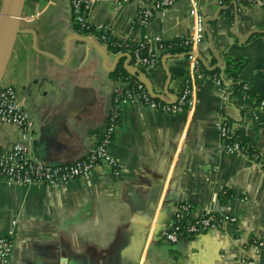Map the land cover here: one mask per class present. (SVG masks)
Instances as JSON below:
<instances>
[{
	"label": "crops",
	"instance_id": "obj_1",
	"mask_svg": "<svg viewBox=\"0 0 264 264\" xmlns=\"http://www.w3.org/2000/svg\"><path fill=\"white\" fill-rule=\"evenodd\" d=\"M137 3L97 0L88 23L126 41L149 34L172 40L190 32V0L153 8L145 25L135 21ZM199 3L206 32L197 52L204 68L218 71L195 79L188 109L164 114L137 101L123 107L111 145L119 174L102 164L60 187L0 175V235L15 240L9 264H237L243 257L264 264L263 164L227 153L218 129L229 117L230 128L242 127L264 155V7L232 0ZM122 53L76 29L69 0H25L1 85L14 87L28 112L38 157L75 161L98 143L107 120L105 95L116 80L109 90L95 76L99 66L108 73ZM227 57L246 64L226 72ZM130 64L124 62L135 79ZM191 65L183 53L160 52L157 66L143 71L141 80L172 98ZM235 81L248 84L254 95L243 97ZM73 101V110L50 129L53 117ZM18 138L19 131L0 119V153ZM182 203L190 205L192 216L209 210L235 216L236 224L170 243L161 231ZM252 239L263 242L257 253Z\"/></svg>",
	"mask_w": 264,
	"mask_h": 264
},
{
	"label": "built area",
	"instance_id": "obj_2",
	"mask_svg": "<svg viewBox=\"0 0 264 264\" xmlns=\"http://www.w3.org/2000/svg\"><path fill=\"white\" fill-rule=\"evenodd\" d=\"M96 1L69 0L72 22L74 25H78L81 30L92 26L94 30L99 31V36L91 31L82 32L89 37L96 36L100 45L108 49L106 35L109 34L108 29L102 25H90L87 20ZM175 1L177 0H139L135 21L140 25H145L153 16V8H166ZM225 1L227 0H217L219 4H223ZM232 1L264 7V0ZM146 3H150L153 7L147 6ZM188 16L192 20L191 29L187 35L180 37L179 45L188 49L186 55L192 59V65L188 75L182 80L179 92L172 98L161 97L141 80L142 72L157 66L160 52H166L165 40L158 35L149 34L132 41L134 46L125 49V51L130 53L132 58L130 66L136 69L138 77L134 81L121 79L115 81L110 112L100 133L98 143L72 164L51 166L35 154L33 123L28 112L19 100L14 87L0 85V119L12 124L19 131V138L12 147L7 152L0 153V175L15 183H42L49 187H60L73 179L88 176L102 164L110 165L112 172L116 175L119 174L120 166L112 156L111 145L120 122L122 109L127 103L137 101L145 107L164 114L177 113L192 105L193 83L195 79L204 76L202 62L197 52L206 32L205 16L199 0H190ZM122 41L127 42L126 40ZM213 79L217 85H221L219 76H214ZM248 89V84L242 83L238 90L243 97H246ZM261 103H264V97ZM218 129L222 148L230 154L244 155L243 147L237 142L225 141L230 128L226 126L224 120L218 123ZM236 221L237 218L233 215H219L209 210L203 211L198 216H192L190 205L182 203L176 207L173 217L163 227L161 236L170 243H176L213 226L232 227ZM252 244L254 252L257 253L263 242L259 239H252ZM14 245L15 240L10 234L0 235V264H9ZM237 264L261 263L253 257H243L238 260Z\"/></svg>",
	"mask_w": 264,
	"mask_h": 264
},
{
	"label": "trees",
	"instance_id": "obj_3",
	"mask_svg": "<svg viewBox=\"0 0 264 264\" xmlns=\"http://www.w3.org/2000/svg\"><path fill=\"white\" fill-rule=\"evenodd\" d=\"M74 26L79 31H84V32L91 31L97 36L100 35V32L94 30L92 26L84 30H81L78 25H74ZM106 35H107V42H108V50L113 53H118L120 51L123 52L121 55L118 56L116 65L108 71L109 76L113 80L121 79V80L134 81L135 74L131 73L124 65V62L125 63L132 62L130 53L126 52L125 49L133 47L134 42L127 41L124 43L122 40L116 39L115 37L109 34H106ZM179 42H180V38H174L172 40H165L164 41V45L166 47L165 51L172 55L176 53H183L184 55H186L188 49L179 45ZM225 63H226V66H225L226 72L236 73V72H239L245 66L246 60L244 58L232 59V58L227 57L225 59ZM202 69L205 73H214L218 71V68L207 69V68H204L203 65H202ZM233 84L236 89H239L242 82L235 81ZM247 93L249 95H254L253 89H248ZM259 99L257 100L259 101ZM223 120L226 123V126L230 128V118L225 116ZM225 141L226 142H237L240 146L243 147L244 155H247L249 157H254L256 160H260L264 167V155H262L258 149L252 146L251 137L245 134L242 127H237L234 129L230 128L227 136L225 137Z\"/></svg>",
	"mask_w": 264,
	"mask_h": 264
},
{
	"label": "water",
	"instance_id": "obj_4",
	"mask_svg": "<svg viewBox=\"0 0 264 264\" xmlns=\"http://www.w3.org/2000/svg\"><path fill=\"white\" fill-rule=\"evenodd\" d=\"M24 3L25 0H3L0 8V85L14 42L20 31V20ZM112 95L113 89H111L105 97V115H108L110 112ZM73 103L74 101L71 102L67 108L63 109L53 117L51 123H49L50 129H52L55 124H58V121L61 122L66 114L73 110ZM75 161H51L48 162V164L51 166L69 165Z\"/></svg>",
	"mask_w": 264,
	"mask_h": 264
},
{
	"label": "rangeland",
	"instance_id": "obj_5",
	"mask_svg": "<svg viewBox=\"0 0 264 264\" xmlns=\"http://www.w3.org/2000/svg\"><path fill=\"white\" fill-rule=\"evenodd\" d=\"M104 57L102 56V61H103ZM112 60V56L111 54H109L108 58L106 59V63H108V65L111 63ZM100 68V72L96 73L97 76H95V80H97V82L99 83V87L101 88H107V89H111L112 86V78L109 76L108 73H106V70H102L101 66H99ZM108 74V77H107ZM110 79V80H109ZM106 97V95H105Z\"/></svg>",
	"mask_w": 264,
	"mask_h": 264
}]
</instances>
